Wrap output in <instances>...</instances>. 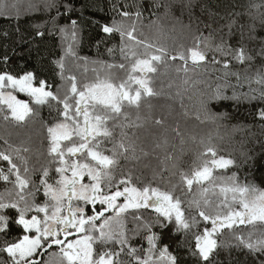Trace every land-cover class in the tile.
Returning <instances> with one entry per match:
<instances>
[{"label": "snow or ice", "instance_id": "snow-or-ice-1", "mask_svg": "<svg viewBox=\"0 0 264 264\" xmlns=\"http://www.w3.org/2000/svg\"><path fill=\"white\" fill-rule=\"evenodd\" d=\"M160 6L152 5L154 8ZM179 6L183 15L185 9L193 7V0H180ZM11 7L17 6L13 4ZM165 7L170 9L172 5ZM250 7L257 9L258 15L249 19H235L232 17L237 14H227L226 24L214 30L219 37L218 42L213 32L207 37L202 33L194 34V47L176 52H170L162 44L149 42L135 35L136 21L143 16L140 5H136L134 13L120 10L118 15L122 19H113L110 25H103L101 30L109 36L119 34L118 50L121 59L129 61L128 66L125 63L96 61L95 63L102 64L103 76L94 68L95 79L78 88L76 77H65L64 63L57 61L61 79L71 82L63 95L53 92L44 80H40L36 86V78L32 72L21 76L0 73V119L22 125L38 115L30 104L47 105L50 109L57 105L63 106L62 109L56 108L62 119L51 125H44L47 156L50 159L46 166L39 169L38 182L32 179L36 169L29 167V157L24 155L31 151L25 142L13 145L5 139V147L0 149V161H6L8 165L6 171L0 167V181L12 185L10 189L5 188L0 193V237L3 238L0 264H180V257L169 251L168 245L161 246V234L152 232V228L158 227L162 233L171 226L173 235L186 234L196 224V217L193 216L191 220L186 217L185 210L181 207L183 202L173 191L161 190L151 182L142 187L133 185L131 172L124 174L121 161L139 162L149 152L137 144L139 137L135 133L129 136L123 129L144 127L139 114L144 106L143 99L159 95L151 86L152 77L149 75L158 71L157 65H166L169 60L179 59L183 64L176 70L187 73L188 61L191 60L193 70L202 67L209 51L223 56L230 55L240 64L253 61L256 57L264 59V35H260L264 29V12H259V9L264 8V2L250 4ZM115 8L113 5V10ZM53 10L56 15L50 16L47 22L36 24L37 30L32 35L44 37L58 32L61 40L67 44L65 54L75 57L73 45L77 42L79 26L69 16L74 10L72 0H39L30 3L27 8L30 13H51ZM132 15L136 17V21L128 23L127 20ZM64 16H68L70 23L61 26L58 20ZM0 17L16 19L19 23L20 13L17 10L13 17L9 5L5 3L0 5ZM47 23L51 24V28L46 33L44 29ZM200 23L204 22L197 23V30ZM183 27L191 29L192 25L189 23ZM204 27L210 28L211 24L204 23ZM233 38H236L238 47H233ZM20 39L24 40L25 37L21 35ZM245 39L259 44L255 57L247 50ZM115 51V48L108 49L110 55ZM79 59L87 60L85 57ZM211 62L221 63L215 55ZM229 67V62L225 60L223 68L228 70ZM112 69L124 70L125 76H115ZM232 74L239 81L240 73ZM247 78L254 79L259 88H250L248 92H238L234 88L232 95L227 96L218 86L213 94L201 99L200 105L205 117L215 122L223 115L217 116L212 112L209 107L212 102H255V118L259 121V126L264 128V65L256 70L254 77ZM15 93H23L30 99H18ZM148 107L151 108V105L148 104ZM125 108L136 110L135 121L130 120ZM196 118L201 119L199 114ZM121 119L123 122L109 127V121L117 122ZM154 123L162 125L163 121L157 119ZM116 127L122 129L119 139L114 134ZM173 131L177 136L181 135L178 127ZM167 143L165 138L157 141L155 147L166 148ZM104 144H111V147L103 148ZM200 144L203 145V150L197 153L191 171L179 172L181 185L186 186L189 193L193 192V185L199 186L198 197L193 194L188 201V210L196 211L206 222L203 232L195 234V251L189 248L191 255L198 257L203 264H212L210 258L220 247L217 237L225 235L224 230L227 229V235L236 241V247L247 249L254 256L255 264H264V189L251 182L241 183L236 173L227 177H215L214 171L227 170L236 165V161L218 156L210 140H201ZM242 156L244 163L251 159L247 153H242ZM170 159L172 157L166 154L160 163ZM53 165L58 176L54 184L49 182ZM118 169L121 178L117 181ZM155 174L157 173L154 171ZM159 175L163 179V173ZM85 178L87 182H84ZM205 184L209 186H204ZM175 187L177 186L173 185ZM41 192L45 199L43 203H38L37 196ZM209 192L216 197L215 200L209 196ZM73 201L77 203L74 205ZM97 204L101 206L99 209L96 208ZM88 205L92 206L91 215H86ZM141 209H151L156 215L146 220ZM106 213L111 215H105ZM129 216L134 224L131 230L127 228ZM13 224L23 230V235L11 237ZM241 225L248 229L246 235L243 231H236ZM142 230L146 233L144 239L147 241V249H138L129 243V231L135 237ZM70 236L76 238L69 240ZM98 244L119 245V250H99L95 247ZM53 246L58 251L49 253ZM139 252H143V255H139ZM44 253L49 254V260L37 259ZM122 255L128 259H121Z\"/></svg>", "mask_w": 264, "mask_h": 264}, {"label": "trees", "instance_id": "trees-1", "mask_svg": "<svg viewBox=\"0 0 264 264\" xmlns=\"http://www.w3.org/2000/svg\"><path fill=\"white\" fill-rule=\"evenodd\" d=\"M39 2V0H0V5L7 3L9 11L12 16H15L19 10L20 17L19 23L16 19H9L7 17H0V73L8 72L15 76H21L26 72H32L35 76L34 84L38 86L40 80H44L53 92L63 95L68 90L70 81L61 79V70L58 67L57 61L64 63L63 75L65 77L74 75L79 87L85 83H90L95 79L96 73H92L93 69H97L103 76L102 64L95 63L101 61L104 63H125L128 66L129 61L121 59L119 53V34L109 36L105 34L101 28L103 25L111 24L113 19L121 20L118 15L120 10H125L134 13L136 5L141 6L143 16L139 21L132 15L128 18L127 22L132 23L136 21L137 32L135 35L141 39H147L149 42L159 43L169 49L170 52L186 51V49L194 47L195 39L194 34L207 37L210 32L226 24L227 14L229 12L237 14L232 18L235 19H249L251 16L258 15V10L251 8L250 4H260L264 0H193V7L188 10L185 9L181 15L180 0H72L74 10L69 13L71 19L77 21L78 37L77 42L73 45L76 56L66 55L67 44L61 40L60 34L56 32L54 35L46 34L44 37L34 36L32 34L37 30L35 25L44 23L49 20V17L56 15L55 10L51 13L27 12L30 3ZM15 4L17 7L12 8L11 5ZM159 4V8H154L152 5ZM113 5L116 6L113 10ZM166 5H172L170 9ZM259 12H264V8L259 9ZM191 16V19H190ZM203 21L204 23L211 24L210 28L204 27V23L199 24L197 30V23ZM61 26L69 24L68 16L58 20ZM154 22V23H153ZM191 23V29L183 27ZM259 27V25H258ZM51 28V24L47 23L44 29L47 33ZM227 31V29H225ZM5 33L7 35H5ZM140 33H143L141 36ZM23 35L24 40L20 37ZM260 35H264V29L261 30ZM218 35H216V42H218ZM233 47H238L236 38L231 41ZM244 43L247 45V50L255 57V50L259 47L258 43L249 42L245 39ZM202 47V45H201ZM109 48H115L116 51L110 55ZM213 55L220 64L211 62ZM85 57L87 60L79 59ZM6 58V60H5ZM229 62V69L223 68V62ZM183 64V61L177 59L176 61L169 60L166 65H159L164 73V82H157L156 77L152 81V87L155 92L162 93L166 88L170 87V92L173 93L172 98L175 103L169 104L165 102L159 104L163 97H145L143 105L150 101L151 111L147 113V117L154 118L153 115L160 106L163 109L158 119L163 121L162 125L148 122L146 125L147 131H139L138 128H126L129 136L133 133L136 137L147 136V141L144 138L140 139V144H148V141L154 138V141L149 146L154 150L147 157H142L139 162L137 161H121L124 174L128 175L129 171L132 175V183L135 186L142 187L144 184L151 182L154 187H159L161 190L173 191L176 196L182 200V209L185 210L186 217L191 220L193 216L196 217V224L193 228L185 233L172 234L171 226L169 229L161 230L158 227H153L152 232L161 234V246L168 245L169 251L177 254L180 257V264H203L198 257L191 255L189 248L195 251V234L203 232L206 222L199 217L198 213L194 210H188V201L192 198L193 194L198 197V187L193 185V192L189 193L187 187L181 185L180 170L190 172L193 161L196 160L198 152L203 150V145L200 144L201 140L211 141L212 146L217 150L218 156L225 158H232L236 161V165L229 167L227 170L215 171V177H227L233 173L239 178L241 183L251 182L259 188L264 189V128L259 126V121L256 116L255 102L237 104L231 100H223L219 103L212 102L209 107L212 112L220 119L213 122L205 117L201 109L200 101L205 99L208 95L213 94L215 89L221 87L225 95L231 96L233 89L238 92H248L250 88L258 89L259 85L255 80H249L247 77H254L256 70L264 65V59L256 57L253 61L240 64L232 57L223 56L220 53L209 51L207 53V60L203 62V66L193 70L191 60L188 61L189 71H177L176 69ZM83 70L84 72H81ZM120 69H112V72ZM227 73V74H226ZM232 73H240L239 81ZM171 75V76H169ZM165 83V85H164ZM166 93V92H165ZM21 100L28 101L26 98L15 93ZM127 103V102H125ZM159 104V105H158ZM171 106V111H166L167 106ZM38 115L30 118L26 124L17 125L15 122L9 120H0V149L4 148V140L6 136L11 134V138L7 139L13 145H20L25 142L26 146L31 149L29 153H25L29 157V167L35 168L36 171L32 174V179L37 181L40 177L39 169L44 167L48 160L47 156V140L45 139L44 125H51L55 123L59 117L56 108H61L62 105H57L54 108H49L47 105L37 106L30 104ZM125 112L129 113V118L132 121L136 119V110ZM146 108L142 107L140 116L147 118L144 114ZM197 114L201 119H197ZM121 121H109V127L114 123H121ZM163 125L165 127H163ZM178 127L180 136L176 135L173 131ZM29 128L30 131L25 135V130ZM121 128H114V134L119 139ZM24 134V135H23ZM190 135H193L191 138ZM167 139L168 143L166 148H156L155 143ZM183 139V143L181 140ZM137 142V141H136ZM138 145H140L137 142ZM142 146V145H140ZM103 148H110L111 144L102 145ZM148 150L146 146H143ZM242 153H247L251 159L244 163ZM108 154V153H106ZM170 155L172 159L165 160L163 164L160 161L164 160L165 155ZM139 155V149H138ZM199 163V161H197ZM0 167L7 170V162L0 161ZM165 168L167 171H165ZM154 171L157 173L154 175ZM159 173H163V179ZM175 173V175H173ZM56 176V173L54 171ZM50 172V177L54 176ZM117 181L121 178L120 170H117ZM58 178V176H56ZM50 182V181H49ZM219 184L220 181L218 180ZM173 185L177 187L173 188ZM204 186H209L205 184ZM11 184H5L0 181V193H3L5 188H11ZM123 185H121V188ZM218 192V188L216 189ZM209 196L215 200L216 197ZM44 197L42 192L37 196V202L43 203ZM144 218L151 219L155 216L151 209H141ZM31 215V214H29ZM210 227V225H207ZM134 227L131 216L128 217L127 228L131 230ZM236 231H243L245 235L248 229L243 225L239 226ZM223 236L217 237L220 241V247L217 252L210 258L212 264H255V258L243 247H236V241L227 235L228 230ZM129 243L138 249H147L144 236L145 231L142 230L135 237L129 231ZM23 235V230L16 225L11 227V237H19ZM259 235V233H257ZM10 237V238H11ZM183 242V243H181ZM3 244V238L0 237V245ZM104 250H119L115 246H102ZM177 249H179L177 251ZM58 251V249H49L50 252ZM143 255V252H139ZM2 255V254H0ZM121 259H128L122 255ZM40 260H49L48 253L37 257ZM54 259V258H53Z\"/></svg>", "mask_w": 264, "mask_h": 264}, {"label": "rangeland", "instance_id": "rangeland-1", "mask_svg": "<svg viewBox=\"0 0 264 264\" xmlns=\"http://www.w3.org/2000/svg\"><path fill=\"white\" fill-rule=\"evenodd\" d=\"M157 69H159V65H157ZM81 72H84L83 70H81ZM92 73H95V72H93V71H91ZM162 72V70L160 69V72L158 73V71L156 72V73H152V74H149L151 77H152V81L154 80V77L155 76H157L156 77V80H157V82H162L161 81V79L163 80V82H164V73H162L161 75H159L160 73ZM114 75L115 76H117V77H124L125 76V71L124 70H115L114 72ZM137 75H139V73H137ZM169 76H171V75H169ZM164 85H165V83H164ZM133 87H135V85H133ZM170 90H171V88L170 87H168V88H166L165 89V91H164V88H162V93H160V92H157V93H159V95H157V96H154V98L155 97H163L162 99V101L159 103V104H163V103H165V102H168L169 104H172V103H175V99H173L172 98V96H173V93H171L170 92ZM166 92V93H165ZM20 95L21 96H23V97H26V98H28L26 95H24L23 93H20ZM18 99H20L19 97H17ZM150 101H148V102H146L145 104H144V106L143 107H145L146 108V112H145V116L147 117V113L148 112H150L151 111V108H149L148 107V104H150L149 103ZM158 104V105H159ZM128 109V111H133V110H135L134 108H127ZM142 109V108H141ZM163 108L162 107H160V106H158L157 107V111H156V113L153 115V117L154 118H150V117H147V118H143V116H141V122L144 124V127L143 128H138V129H140L139 131H141V132H144V129L147 131V128H146V125H148V122H152V120L153 119H158V116L161 114V110H162ZM165 110L166 111H168V110H170L171 111V106H167L166 108H165ZM1 120V119H0ZM27 123V121L24 123V124H26ZM163 127H165L164 125H163ZM30 131V129L29 128H27L26 130H25V135L28 133ZM24 135V134H23ZM11 134H9L8 136H6V138L7 139H10L11 138ZM45 136H46V132H45ZM191 136V138H193V135H190ZM141 138H144V139H146V141H147V136H141L139 139H137V142L140 144V139ZM154 141V138L152 139V140H150V141H148V144H146V145H144V144H140V145H142V146H146L147 148H148V152H149V154H151L154 150L149 146V144H151L152 142ZM65 143H68V142H65ZM25 155V154H24ZM48 164V163H47ZM46 164V165H47ZM45 165V166H46ZM54 165L52 166V171L51 172H53V174H54ZM215 174V171H214V173H213V175ZM55 179H58L56 176H55V174H54V176H52V177H50V183H53L54 184V181H55ZM85 182H87V178H85ZM87 207H89V205L87 206ZM87 211H89V209H86ZM140 212H145V211H142V210H140ZM155 214V213H154ZM42 215V214H41ZM89 215H91V214H89ZM107 215H111V213H108ZM156 215V214H155ZM145 243H146V245H147V241L145 240ZM108 246H113V245H111V244H109ZM148 246V245H147ZM96 248H98L99 250H104L103 248H102V246L101 245H96L95 246ZM116 247H119V245H116Z\"/></svg>", "mask_w": 264, "mask_h": 264}, {"label": "flooded vegetation", "instance_id": "flooded-vegetation-1", "mask_svg": "<svg viewBox=\"0 0 264 264\" xmlns=\"http://www.w3.org/2000/svg\"><path fill=\"white\" fill-rule=\"evenodd\" d=\"M57 176V175H56ZM85 182V181H84ZM122 199L123 198H121V201H122ZM77 202L76 201H73V204L75 205ZM101 206L99 205V204H97L96 205V208L97 209H99ZM91 208H92V206L91 205H89V207H86V209H89V211H87V210H85L86 211V215H89V214H92V211H91ZM108 213H106L105 215H107ZM97 223H99V221L97 222ZM76 237L75 236H70L69 237V240H72V239H75ZM53 248H55V249H58V248H56V246H53Z\"/></svg>", "mask_w": 264, "mask_h": 264}]
</instances>
